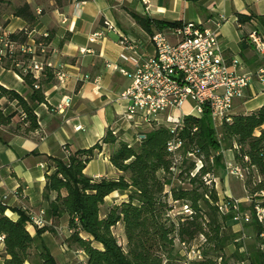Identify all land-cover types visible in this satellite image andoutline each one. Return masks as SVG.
<instances>
[{
    "label": "trees",
    "instance_id": "16d2710c",
    "mask_svg": "<svg viewBox=\"0 0 264 264\" xmlns=\"http://www.w3.org/2000/svg\"><path fill=\"white\" fill-rule=\"evenodd\" d=\"M13 13L29 23L27 31L12 33L13 38L24 41L28 31L37 25V16L28 2L15 6ZM133 16L150 34L181 24L138 13ZM239 18H255L261 28L257 30L264 35V16L241 14ZM2 62L17 70L32 93L25 98L0 84V126L11 125L15 131L28 134L39 128L35 107L45 100L41 80L34 71L24 72L16 67L11 59ZM43 73L54 77L50 68ZM4 97L16 101L17 108L9 111L8 103L2 101ZM173 135L168 124H159L147 128L141 138L130 143L108 129L101 141L112 145L110 160L121 172L117 178H93L84 171L96 150L101 149L100 141L88 148L69 150L66 157L48 156L51 171L46 173L44 195L49 199L50 192H56V196L50 199L47 215L59 217L68 213V245L84 250L86 264H236L231 258L264 264L258 245L264 222L258 219L254 208L258 202L264 206V104L249 112L232 113V119L223 121L218 129L207 107L200 116H184L176 132L182 140L179 162L167 149ZM228 148L234 150L235 162L244 168L245 186L254 198L247 207L241 204L242 211L251 212V219L244 223L252 226L256 234V241L245 251H240L242 241L235 242L240 239V232L229 223L234 221L235 211H219L218 194L212 183L217 170L226 168L223 151ZM198 159L202 162L200 167ZM208 174L211 184L205 179ZM115 190L126 197L103 210L106 197ZM176 203L184 204L188 211H175ZM5 210L6 203L0 201L4 264H69L58 262L44 242L41 233L47 226L37 227L32 234L26 226L30 215L19 210L20 216L12 219ZM118 224L123 227L124 244L114 233ZM200 238L203 257L188 263L182 242L194 244ZM230 243L236 247L226 254Z\"/></svg>",
    "mask_w": 264,
    "mask_h": 264
},
{
    "label": "crops",
    "instance_id": "0c3cea01",
    "mask_svg": "<svg viewBox=\"0 0 264 264\" xmlns=\"http://www.w3.org/2000/svg\"><path fill=\"white\" fill-rule=\"evenodd\" d=\"M24 2L31 5L38 19L30 30L49 32L46 58L53 64L52 73L62 68L67 77L59 82L55 74L53 78L45 73L41 75L45 100L35 107L37 130L27 134L15 131L11 125L0 126V201L6 203L5 214L12 219L20 216L19 210L30 217L32 213L41 214L47 226L41 233L44 242L58 262L71 263L70 246L63 247L51 228L61 226V233L68 238L69 215L67 212L59 217L47 215L50 199L56 196V192H50L49 199L44 195L46 173L51 171L48 156L66 157L69 150L88 148L100 141L102 147L87 163L85 173L93 178L120 175L110 160L112 145L101 140L108 129L130 143L137 140V130L124 116L127 103L118 98L132 81L122 69L133 72L140 61L155 52L151 34L136 21L133 13L170 21H202L211 26L209 18L223 16L219 33L225 57L229 63L236 58L240 72H254L263 59L249 32L261 28L255 18L241 21L239 16H264V0H88L81 4L75 0H2L1 27L11 33L29 27L27 20L13 13L14 7ZM105 18L130 37L129 47L119 42L116 32L106 30ZM100 30L105 31L104 35L90 41L89 36ZM82 48H91V51H82ZM85 74L89 77L84 78ZM0 84L25 98L32 93L17 70L2 61ZM247 92L251 93L249 99L243 96L234 100L233 113L256 110L264 104V90L259 81L254 80ZM67 97L69 102L65 101ZM2 101L8 103L9 111L17 108L16 101L6 97ZM147 128L150 127H144ZM223 152L226 161L235 162L233 149ZM114 192L119 193L120 200L126 197L118 190ZM26 226L32 234L36 232L37 226L30 220ZM77 250L86 260L84 250ZM4 251V240L0 239V264H4Z\"/></svg>",
    "mask_w": 264,
    "mask_h": 264
},
{
    "label": "built area",
    "instance_id": "2783aa9c",
    "mask_svg": "<svg viewBox=\"0 0 264 264\" xmlns=\"http://www.w3.org/2000/svg\"><path fill=\"white\" fill-rule=\"evenodd\" d=\"M87 1L75 0L77 4ZM222 20L223 16L209 18L208 21L213 26L205 25L202 21H186L164 30H156L151 34L155 52L140 61L133 72L122 69L124 74L132 77V81L120 92L118 98L127 103L124 116L137 130L136 138L144 135V127L168 124L174 135L168 140L167 149L176 162H179L182 147V140L176 136V132L181 128L184 116H200L207 107L212 122L218 129L223 121L232 119L234 100L245 96L254 80L259 81L264 90V35L257 29L249 32L263 63L254 72H240L238 60L234 58L229 63L224 55L219 33ZM104 25L106 30L119 35L121 44L129 47L130 37L111 19L105 18ZM25 29L27 31L28 28ZM104 32H94L89 40L95 41ZM48 38L49 32L46 30L37 33L29 30L27 38L21 41L13 38L11 32L0 26V61L11 59L16 67L24 72L34 71L39 79L47 68L53 67L46 58L50 46ZM81 50L91 51V48ZM54 74L59 82L67 77L62 68L54 70ZM88 77V74L84 75V78ZM94 81L97 82L98 77ZM35 86L38 87L39 84L35 83ZM65 101L69 102L70 98L67 97ZM185 104L189 105L187 109L184 108ZM218 137H221L220 132ZM197 164L198 167L201 166V159L197 160ZM226 170L238 177L245 175L244 168L234 161H226ZM205 179L208 184L212 182L210 174ZM216 204L222 213L234 210V220L246 222L251 219L249 210H241L240 198L227 195ZM254 208L258 219L264 222V206L258 202ZM30 222L37 227L46 224L45 218L36 213L31 214ZM0 239H3V235H0ZM258 245L264 256V226L259 232ZM182 246L188 263L203 257L195 243L182 242ZM238 264L251 262L245 259Z\"/></svg>",
    "mask_w": 264,
    "mask_h": 264
},
{
    "label": "rangeland",
    "instance_id": "374dc122",
    "mask_svg": "<svg viewBox=\"0 0 264 264\" xmlns=\"http://www.w3.org/2000/svg\"><path fill=\"white\" fill-rule=\"evenodd\" d=\"M1 25V24H0ZM251 96L250 92H247L245 96L243 97L245 100L249 99ZM189 107L188 104L184 105V108L187 109ZM214 181L212 183L213 186L215 187L217 194H218V200L227 196V194L240 198L241 199V204L244 206H249L253 202L254 198L248 191V189L245 186V181H246V175L244 177H238L234 174L229 173L226 168H219L216 172V175L213 177ZM211 184V183H210ZM122 194V193H121ZM246 197L248 199H246ZM120 195L117 192L112 193L106 198V203L103 206V210H105L108 206L113 204L116 200H120ZM175 211H188L186 206L184 204L176 203ZM248 210V209H247ZM233 228L234 231L240 232V239H236L235 242L242 241V245L240 246V251H245L247 250V246L251 245L253 242L256 241V234L255 231L253 230V227L250 225H247L244 223V221L240 220H234L229 222ZM61 226H51L53 229V234L54 236L63 244V247L68 246V241L64 233H61L60 230ZM114 233L117 236L119 242H122L124 244L125 237H124V232H123V227L121 224H118L117 226L114 227ZM203 241V238H200L195 244L196 246L199 247L201 250V243ZM236 245L235 243H230L226 249L225 252L226 254H230L234 249ZM71 255H73L72 262H68L69 264H83L84 263V258H83V253L81 251L77 250V247L75 245H72L71 247ZM242 248V249H241ZM184 252V250H182ZM202 252V250H201ZM218 259H221V256L218 257ZM232 262H236L238 264L240 261H237L235 258H231Z\"/></svg>",
    "mask_w": 264,
    "mask_h": 264
}]
</instances>
